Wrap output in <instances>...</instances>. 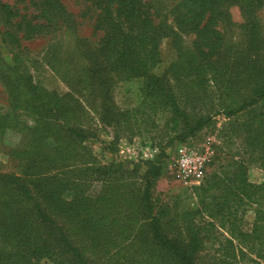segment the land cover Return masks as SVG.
<instances>
[{
	"label": "trees",
	"instance_id": "1",
	"mask_svg": "<svg viewBox=\"0 0 264 264\" xmlns=\"http://www.w3.org/2000/svg\"><path fill=\"white\" fill-rule=\"evenodd\" d=\"M109 1L115 7L103 8L106 34L100 45L83 46L85 67L66 76L70 92L56 95L28 81L36 100L26 107L24 115L33 119L32 125H23L30 139L19 153L12 151L21 172H0V264H35L42 258L52 259L55 264H88L86 251L90 246L107 253L118 240H143L140 252H151L153 260L159 252L174 264H197L200 251L207 245L205 238L212 236L229 243L247 236L260 239L257 257L264 264V182L248 179L244 160L236 163L229 176H218L207 188L200 186L203 201L208 198V189L218 191L204 205L209 215H217L218 223H187L175 230L168 208L156 207L151 199L152 188L161 175V161L156 158L146 162L137 192L125 191L119 184L115 187V180L104 177L125 164L112 161L102 166L90 151L80 154V143L88 133L80 122L73 121L79 118L77 104L67 102L68 98L74 99L72 94L79 87L91 89L99 99L101 127L117 140L119 127L139 107L119 109L111 100L109 87L115 80L142 77L146 81L144 100L153 107H167L172 121L183 127L177 138L185 141L213 116L197 108L205 104L204 86L209 81L223 84L224 89L238 96L230 95L233 108H224L222 113L227 118L238 112L245 115L243 142L251 160L264 168V45L254 19L263 0H181L170 9L172 24L164 18L157 21L159 14L145 0ZM41 4L52 21L70 22L61 0H42ZM231 4H237L248 18L253 50L242 56L225 47L223 34L215 27ZM0 8L10 21L11 7L0 0ZM189 32L193 39L188 53L179 52L178 60L164 74L153 73L151 69L160 62V39ZM171 81L179 90H174ZM71 161L81 165L73 169L74 173L68 166ZM95 179L102 180L104 187L90 194V181ZM66 191H72L70 198L65 196ZM119 201L120 217L110 215L109 210ZM249 208L254 220L250 232H244L238 221L241 212ZM216 224L227 234L223 240L212 230ZM73 237H78V243Z\"/></svg>",
	"mask_w": 264,
	"mask_h": 264
},
{
	"label": "rangeland",
	"instance_id": "2",
	"mask_svg": "<svg viewBox=\"0 0 264 264\" xmlns=\"http://www.w3.org/2000/svg\"><path fill=\"white\" fill-rule=\"evenodd\" d=\"M1 1L11 7L13 14L8 21L0 8V172L20 174V163L12 151L17 150L19 153L30 139L23 125H32L33 119H26L24 115L26 107L36 100L29 90L28 81L39 89L56 95L62 96L70 92L66 76L77 74L85 67L81 54L85 44H91L92 47L101 44L107 30V26L103 24V8L109 5L114 9L115 5L109 0H61L70 21L62 22L49 19V14L42 11V0ZM145 1L159 14L157 21L164 18L167 23L172 24L170 9L181 0ZM223 15L217 19L215 27L222 32L225 47L232 48L238 56L253 50L248 18L239 6H227ZM254 19L259 25V38L264 45V0L255 11ZM192 39L191 32L178 33L175 37L172 34L163 36L159 43L160 62L151 71L157 75L164 74L168 67L178 60L179 52L184 55L188 53L192 47ZM145 82L142 77H134L115 80L109 87L111 100L119 109L139 107L137 113L126 117L127 121L119 127L117 140H113L101 127L97 115L99 99L91 89L79 87L78 92L72 94L74 99L68 98L70 105L77 104L76 114L79 118L73 121L80 122L88 133V138L80 143V154L90 151L97 164L102 166H108L112 161L123 162V168L111 169L110 175L104 178L115 180V187L119 184L123 190L133 193L141 187L140 176L147 165L146 162L158 158L161 161V175L152 188L151 199L156 207L168 208V215L173 220L171 228L181 230L187 223L203 224L210 220L218 223L216 214L209 215V210H204V205L211 202V196L218 194V191L216 188L208 189L205 194L208 198L203 201L204 194L200 186L207 188L218 176L222 179L229 176L239 160L246 162L250 181L264 182V168L251 160L243 142L242 124L245 115L238 112L227 118L222 113L224 108H233L230 95H238L235 91L232 93L224 89L223 84L215 85L209 81L208 86H204L207 92L205 104L197 108H201L200 112L213 116L193 137L181 141L177 135L182 131V124L172 121L170 110L160 104L153 107L148 100H144ZM171 83L174 90H179L173 81ZM194 86L199 87L198 84ZM49 142L52 143L50 140ZM126 143L134 148L132 159L119 153L120 146ZM180 144L203 152L208 148L205 178L199 186L185 185L174 177L171 162ZM145 149L156 152L152 159L141 158V152ZM68 166H71L73 171L76 166L81 165L77 161H71ZM103 187L102 180H91L88 192L93 194ZM72 194V191H66L65 196L70 198ZM120 202L109 210L110 215L120 217ZM253 220L252 209L241 212L238 223L242 231L250 232ZM212 230L220 240L227 236L217 224ZM135 232L130 233V237ZM212 237L205 238L207 245L200 251L197 264H260V258L257 257L260 256V239L247 236L242 240L232 239V243H229ZM74 240L78 243V237ZM141 245L143 240H118L116 245L112 246L111 252L107 253L94 250L90 246L86 251L88 264H174L173 260L161 256L159 252L155 255L157 259L153 260L151 252H140ZM250 258L258 262L250 261ZM35 264L55 263L52 259L42 258Z\"/></svg>",
	"mask_w": 264,
	"mask_h": 264
},
{
	"label": "built area",
	"instance_id": "3",
	"mask_svg": "<svg viewBox=\"0 0 264 264\" xmlns=\"http://www.w3.org/2000/svg\"><path fill=\"white\" fill-rule=\"evenodd\" d=\"M119 153L132 159L134 148L126 143L120 146ZM155 154L156 152L145 149L141 152V158L152 159ZM207 154V147L203 152L186 144H180L176 148L171 162L175 179L188 186H199L205 178Z\"/></svg>",
	"mask_w": 264,
	"mask_h": 264
}]
</instances>
